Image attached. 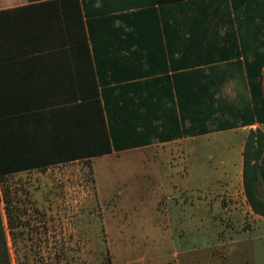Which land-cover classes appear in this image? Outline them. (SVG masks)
<instances>
[{"label": "rangeland", "instance_id": "1", "mask_svg": "<svg viewBox=\"0 0 264 264\" xmlns=\"http://www.w3.org/2000/svg\"><path fill=\"white\" fill-rule=\"evenodd\" d=\"M244 93L235 77L217 90ZM250 127L186 137L172 158L132 147L12 172L24 226L5 233L10 263L264 264V216L241 184Z\"/></svg>", "mask_w": 264, "mask_h": 264}, {"label": "crops", "instance_id": "2", "mask_svg": "<svg viewBox=\"0 0 264 264\" xmlns=\"http://www.w3.org/2000/svg\"><path fill=\"white\" fill-rule=\"evenodd\" d=\"M231 15L230 0H0L2 141L29 144L23 153L30 158L85 149L82 144L97 133L101 76L113 70L128 78L135 66L146 68V56L156 55L151 45L158 47L160 66L161 52L166 53L160 42H188L186 28L200 35L189 42H210L215 30L234 27ZM148 93L161 95L165 89L149 86L143 94ZM89 125L92 133L84 130ZM195 136L133 147L172 158L182 139Z\"/></svg>", "mask_w": 264, "mask_h": 264}, {"label": "trees", "instance_id": "3", "mask_svg": "<svg viewBox=\"0 0 264 264\" xmlns=\"http://www.w3.org/2000/svg\"><path fill=\"white\" fill-rule=\"evenodd\" d=\"M230 6L233 15L229 21H234V27L215 30L213 37L209 34L210 42H189L200 35L186 28L188 42H160L161 50L164 43L166 49V53L161 52L160 66L158 47L151 45L156 55L146 56V68L135 66L128 78L125 74L116 76L113 70L101 76V109L100 100L95 99L97 133L91 142L82 144L85 149L72 148L55 155L59 159L43 153L30 158L23 153L29 144L4 143L0 132V201L4 215L3 219L0 210V264H11L5 233L24 226L23 210L16 206V190L4 182L12 172L76 158L88 160L93 155L143 146L152 139L167 141L264 121V0H230ZM158 71L159 76L142 79ZM229 77L237 78L244 87L239 103L228 104L217 94ZM149 86H160L165 93L143 94ZM129 90L133 92L127 93ZM91 125L84 130L92 133ZM240 154L244 196L251 211L264 216V131L260 127L246 130ZM109 261L105 252L100 264H111Z\"/></svg>", "mask_w": 264, "mask_h": 264}]
</instances>
